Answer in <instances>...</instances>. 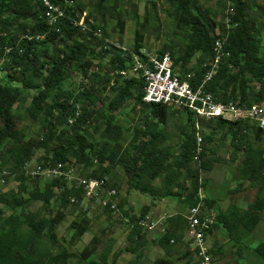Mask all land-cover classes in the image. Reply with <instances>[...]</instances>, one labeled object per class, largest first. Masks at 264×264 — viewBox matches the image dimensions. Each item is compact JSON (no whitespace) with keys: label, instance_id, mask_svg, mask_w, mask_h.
<instances>
[{"label":"trees","instance_id":"obj_1","mask_svg":"<svg viewBox=\"0 0 264 264\" xmlns=\"http://www.w3.org/2000/svg\"><path fill=\"white\" fill-rule=\"evenodd\" d=\"M52 1L61 4L64 0ZM163 2L186 41L184 45L175 40L165 43L156 53L170 51L175 71L180 76L193 73L192 84L196 85L205 72L203 62L213 54L215 32L220 28L223 36L230 39L227 49L231 56L222 62L209 88L224 102L264 104V20L254 11V5L249 0H223L222 8L214 10L202 0ZM129 3V16L137 19L136 0H74L77 7L72 14L88 9L89 20H95L93 27L111 38L108 14L117 18L115 29L123 32L126 19L122 6ZM150 3L155 10L157 2L148 0L147 5ZM44 11L42 0H0V178L4 176L6 183H15L0 191V264H70L69 251L58 243L56 231L71 206L79 208L82 216L71 222L72 239L82 237L90 228L88 213L81 206L83 187L76 188L61 178H30L23 173L24 163L40 150L43 154L38 163L63 162L81 167L80 175L104 179L118 193L123 185L115 180L116 169L123 168L127 188L126 196L118 195L119 213L103 207L100 214L109 219L114 215L129 219V244L125 250L136 256L128 264H138L150 243L165 251V256L153 264H175L183 259L185 264H198L184 241L189 226L185 211L201 200L205 214L215 219L209 235L222 229L229 241L239 246L240 259L244 258V250L264 259V241L255 246L249 242L264 211V127L249 120L201 119L200 112L192 113L187 108L176 112L172 105L143 101V79L137 74L121 73L133 67L132 51L145 56L141 53L145 46L140 29L135 30L130 51L123 55L124 51L83 32L68 17L57 26L48 24ZM231 15L237 24L232 28ZM75 72L80 82L75 87H65L64 81ZM29 98L26 115H22L20 109ZM76 111L79 116L69 123ZM130 112L134 125L129 136L131 126L121 121ZM174 116L178 120L177 150L169 145L172 135L167 130ZM24 117L38 122L35 135L29 134ZM195 123H201L203 134L199 161L194 159ZM218 134L219 146L229 140L232 160H239L235 170L241 182L230 191L240 190L244 181L256 188V199L247 207L233 204L223 210L218 200L206 193L200 198V189L207 187L202 179L204 173L211 172L222 160L215 144ZM3 171L15 176L2 175ZM132 190L149 196L152 204L172 201L177 205V211L162 222L165 230L160 227L158 232H152V239L151 229L139 224L148 218L151 205H145L140 214H131L132 206L126 208ZM73 197L77 201L73 202ZM98 241L94 237L79 260L117 264L121 251L110 256L113 243L98 259L91 258ZM54 246L59 250L54 251ZM215 246L209 244L213 264L221 251L220 246ZM239 258L237 262L241 264Z\"/></svg>","mask_w":264,"mask_h":264},{"label":"rangeland","instance_id":"obj_2","mask_svg":"<svg viewBox=\"0 0 264 264\" xmlns=\"http://www.w3.org/2000/svg\"><path fill=\"white\" fill-rule=\"evenodd\" d=\"M136 1L139 5L137 19H133L129 16L132 12L130 3L122 6L124 19H126L123 32H120L118 28L115 29V27H117V18L114 17L113 14H108L107 29L111 34V38H119L120 41H122V44L129 48L134 44L135 30L138 28L144 35L143 43L145 50L149 53H156L157 50H159L165 43H170L173 40L181 43L182 45L185 44V35L177 28L174 18L167 13L166 2H163V0H155L157 2V7L154 10L151 3L147 5L148 0ZM202 1L205 5L213 8L214 10L222 8L223 0ZM249 1L254 5V11L258 15H262L260 19L264 20V0ZM155 14H158V19ZM146 17H149V20H147ZM98 32L102 31L98 30ZM77 82H80V76L77 72H75L71 78L64 81V84L65 87L72 88L77 86ZM29 103L30 98L23 103L20 109L22 115H26V106H28ZM174 110L177 112L178 108H174ZM132 115L133 114L131 112L125 114L122 117L123 121H121L123 125L131 126L128 127L127 131V135L129 136L132 133V125H134ZM24 119V122L28 127L27 130L29 134L35 135L36 131L39 129L38 122L26 119L25 117ZM177 122V117L174 116L167 125V130L172 135L169 145L173 150L178 149ZM96 136L98 137V135ZM220 143V134H218L215 144L218 148V154L221 156L222 160L215 165V168L211 172L204 173L202 179L207 183V187L203 190V192L208 196L217 199L219 207L223 210H226L233 204L247 207L256 199V188L250 182L244 181V185L240 190H236L235 192L230 191L231 189L238 187L241 182L239 175L235 170V166L239 163V160L236 162L232 160V147L230 146L229 140H227L226 144L223 146H219L221 145ZM42 152V150L37 152L36 156L31 160L33 162L32 164L38 162L37 159L43 154ZM75 167L77 172L79 170L83 172L81 167ZM116 170L115 180H118L123 185V189L119 193V198H121L124 194L126 196V178L124 176L123 168L118 167ZM14 184L15 183L11 181L6 183L0 178V191L8 190L9 187ZM128 201L129 203L126 205V208L130 209V206L133 207V210L131 209L132 211H130L131 214H140L145 205L152 204V199L149 196L144 195L137 190L129 192ZM88 204L92 205V209L88 211L87 215L90 218L91 224L89 230L82 237L72 239L74 228H71V222L82 217L80 209L75 206H71L69 208L66 219L59 225L56 231V239L58 240V243L69 251L70 264H87L86 261L79 260V255L94 237H97L99 241L97 251L91 256V258L98 259L100 253L113 243V249L110 256H112L116 251H121L117 264H128L130 261H133L136 255L125 250L126 246L129 244L127 239L129 229L126 223L129 219L126 220L122 215H114L115 217L109 219L107 215L100 214V211L103 208L99 206L97 202H88ZM156 205L159 207L161 212L165 211L168 214H171L177 211V205L171 201H157ZM153 210V217L157 219L160 212H157L156 207ZM188 211L189 210L185 211V213L188 214ZM262 216V220L250 237L249 242L252 246L264 241V211ZM121 219H125V222H122ZM155 219L147 218V220ZM164 219L165 217L163 219L159 218L155 221L161 220L160 222H163ZM160 227L161 224H158V226L149 230L150 239L153 238L152 232H158ZM211 238L218 240L225 246L224 253L221 254V258L219 260L215 261V264H238L237 258L240 257V254L236 248L232 247L231 243H229L230 241L223 230L218 229L217 233L215 232V234L211 235L209 239L210 241ZM52 249H54V251L59 250L57 246H54ZM252 253L248 250H244V259L241 264H264V259ZM163 256H165V251L162 247L157 244L150 243L145 251V256L139 260L138 264H153L155 259ZM173 257L176 259L177 254H174ZM185 262L186 259L180 261L176 260L175 264H185Z\"/></svg>","mask_w":264,"mask_h":264},{"label":"built area","instance_id":"obj_3","mask_svg":"<svg viewBox=\"0 0 264 264\" xmlns=\"http://www.w3.org/2000/svg\"><path fill=\"white\" fill-rule=\"evenodd\" d=\"M42 2L45 7L44 17L48 24L57 26L63 18L68 17L83 32L101 37L106 43L124 51L123 55L130 51V47H126L118 39L105 37L103 32H98L96 27H93L95 20H89L88 11L83 10L82 13L77 12L76 15H73L72 13L77 7L73 0H64L61 4L52 0H42ZM232 13L233 10L231 9ZM229 24L231 28L237 25L235 22L233 23L232 15ZM25 37L31 39V36L25 35ZM229 40L223 36L220 28L216 29L213 54L203 62L202 67L205 72L201 81L196 85L192 84L193 73L180 76L175 71L170 51L157 54L141 49V53L145 55L144 57L132 51L133 67L129 72L121 71V73L137 74L143 79L145 83L143 101L169 104L174 108H187L192 113L200 112L201 119L249 120L251 123H260V126L264 127V104L243 105L234 101L224 102L209 88V82L217 74L222 62L231 56L230 50L227 49ZM78 116L79 111H76L75 116L69 117L68 122L73 123ZM195 125L197 146L194 159L199 161L200 154L203 151V134L201 123H195ZM32 163V161H27L23 166V173L30 178H61L67 180L69 184H74L76 188L83 187L84 197L81 206L87 213L92 209V205H89L88 202H97L102 208L108 207L114 214L119 213L118 190L115 187L108 186L104 179L82 176L77 172L75 166L63 162L49 163L48 165H42L38 162ZM6 174L15 176V173L3 171L2 175ZM1 179L4 181V176ZM203 195L204 192L200 189L201 199ZM71 200L73 202L77 201L75 197ZM203 204L204 202L201 200L198 205L189 209L186 215L189 226L184 241L198 260V264H213L208 238L209 230L215 223V219L205 214L202 208ZM160 221L143 219L139 221V224L146 225L149 229L161 224L162 231H164L165 229Z\"/></svg>","mask_w":264,"mask_h":264},{"label":"crops","instance_id":"obj_4","mask_svg":"<svg viewBox=\"0 0 264 264\" xmlns=\"http://www.w3.org/2000/svg\"><path fill=\"white\" fill-rule=\"evenodd\" d=\"M160 202H166V201H160ZM170 202V201H169ZM172 202V201H171ZM173 203V202H172ZM155 207H156V209H157V212H160V214H159V216L157 217V219H159V218H164V217H166L167 215H169L167 212H161V210L159 209V207L156 205V204H151V206H150V212H149V214H148V218H151V219H155L153 216V214H154V210L153 209H155ZM157 219H155V220H157ZM218 230V229H217ZM217 230L215 231L216 233H217ZM222 230V229H221ZM224 231V230H223ZM215 232L214 233H212V234H215ZM225 232V231H224ZM212 234H210L209 235V238L208 239H210V237H211V235ZM226 234V233H225ZM218 243L217 245L215 244V243ZM229 243H231V245H232V247H235L236 248V250H238V245H236V244H233V242H229ZM209 244L211 245V246H215L216 248L217 247H219L220 246V248H219V250H221V251H219V253H218V257H217V259L216 260H219L220 258H221V254L222 253H224V251H225V246L224 245H222L218 240H214V239H212L211 238V241L209 240ZM250 253H251V251L250 250H248ZM244 252V251H243ZM244 258H241V259H239V261L240 262H242V260H243Z\"/></svg>","mask_w":264,"mask_h":264},{"label":"bare ground","instance_id":"obj_5","mask_svg":"<svg viewBox=\"0 0 264 264\" xmlns=\"http://www.w3.org/2000/svg\"><path fill=\"white\" fill-rule=\"evenodd\" d=\"M74 1V0H73ZM145 102H147V103H155L154 101H145Z\"/></svg>","mask_w":264,"mask_h":264}]
</instances>
